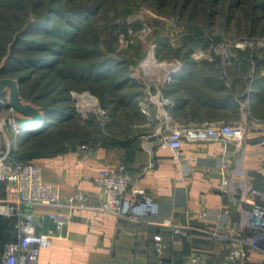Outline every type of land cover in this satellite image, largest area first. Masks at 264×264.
<instances>
[{
  "label": "crops",
  "instance_id": "1",
  "mask_svg": "<svg viewBox=\"0 0 264 264\" xmlns=\"http://www.w3.org/2000/svg\"><path fill=\"white\" fill-rule=\"evenodd\" d=\"M203 52L204 60L189 61L193 52L167 62L159 67L163 73L159 79H137L144 94L138 118L123 121L128 133L118 135L114 130L112 137L89 142L88 147L68 141L33 160L42 165L44 180L60 189L63 202L79 189L100 203L103 191L95 181L99 172L124 165L134 179L130 193L144 191L160 205L159 215L149 221L121 218L97 206H23L35 212L40 233L57 232L52 213L72 215L62 236L41 249L38 264H172L186 263L192 254L202 256L205 264H237L226 258L227 236L235 225L251 224L252 205L245 198L251 187L264 188V63L253 84L251 72H241V62H213V52ZM142 65L136 69L139 74L145 70ZM174 72L166 80V74ZM7 92L3 99L10 102V89ZM18 116L26 117L19 112ZM213 120L248 125L243 144L186 140L176 159L163 143L177 125ZM225 159L230 165L223 172ZM2 182L6 196L0 197V207L17 203L18 193ZM0 214L16 216V225L20 219L17 214ZM165 218L182 225L184 234L160 229ZM159 231L166 243L164 256L154 244ZM9 242L0 252V264H6L3 255ZM249 252L252 264H264V252L252 248Z\"/></svg>",
  "mask_w": 264,
  "mask_h": 264
},
{
  "label": "trees",
  "instance_id": "2",
  "mask_svg": "<svg viewBox=\"0 0 264 264\" xmlns=\"http://www.w3.org/2000/svg\"><path fill=\"white\" fill-rule=\"evenodd\" d=\"M199 1L148 0L160 12L171 6L172 12L180 10L182 14L186 8L194 9ZM230 1L235 6L244 0ZM253 1L254 10L264 14V0ZM104 2L107 1L0 0V79L19 81L22 98L44 114L42 126L21 137V160L33 161L68 141L98 140L93 135L95 131L83 129L85 119L72 91H91L110 116L120 114L127 122L138 118L139 98L144 92L132 77L131 64H139L147 53L137 51L126 56L113 48L118 44V34L127 28V23L120 20L112 26L110 38L105 36V45H101L103 28L97 22ZM158 54L164 56L161 50ZM253 57L259 72L264 57L258 53ZM245 59L247 64L251 60ZM249 78L253 80L251 73ZM91 120L94 119L87 121ZM1 196H6L2 181ZM16 223V216L0 214V252L5 243L17 240Z\"/></svg>",
  "mask_w": 264,
  "mask_h": 264
},
{
  "label": "built area",
  "instance_id": "3",
  "mask_svg": "<svg viewBox=\"0 0 264 264\" xmlns=\"http://www.w3.org/2000/svg\"><path fill=\"white\" fill-rule=\"evenodd\" d=\"M140 33L147 35L149 31L143 29ZM153 55L156 62H159L155 54ZM147 63L142 65L146 72L158 67L153 63L148 67ZM160 72L162 73V70ZM174 75L176 72L166 74V80H171ZM133 78L139 79L138 76ZM17 117L18 111L9 101L3 99L0 103V180L11 185L10 192L18 193L19 200L15 204L1 205L0 211L20 217L16 225L20 237L17 241L7 244L3 255L6 264H38L41 249L50 246L55 237L62 236L61 231L72 219L71 213H52L50 217L57 223V232L40 233L37 231L39 225L35 212L22 209L26 205L52 204L69 209L97 206L103 211L135 221H149L150 217L159 215L160 205L154 197L144 191L135 190L130 193L134 179L124 165L99 172L95 181L103 191L100 203L96 204L97 200L91 193L79 189L63 202L60 189L44 180L42 165L19 158L21 136L31 129L19 125ZM248 130L249 126L244 123L226 120L177 125L164 138L163 143L170 147L174 157L179 159L180 150L186 140H220L225 144L234 142L241 146ZM262 142L264 143V139ZM229 165V159H225L222 170H226ZM245 200L252 205V222L250 225H235L227 236L229 243L226 258L229 262L237 264H252L249 252L251 248L264 252V188L251 187ZM159 223L162 230L172 229L175 234H184V227L175 224L170 218H165ZM154 244L159 255L164 256L166 243L162 231L155 234ZM186 261L172 264H205L203 257L197 254L190 255ZM163 263L167 261L164 260Z\"/></svg>",
  "mask_w": 264,
  "mask_h": 264
},
{
  "label": "rangeland",
  "instance_id": "4",
  "mask_svg": "<svg viewBox=\"0 0 264 264\" xmlns=\"http://www.w3.org/2000/svg\"><path fill=\"white\" fill-rule=\"evenodd\" d=\"M106 1L101 18L97 22V25L103 28L101 45H105V36L110 34L114 23L120 20L127 23V28L118 34V44H113V48L126 56H132V53L137 51L147 53L139 64H131L132 77H162V73L158 71L160 68H153L152 72L141 69L140 74L136 70L141 63L148 62L152 54H155L159 62L188 58L193 52L195 54L192 57L204 60L205 54L201 53L202 51L213 52V62H241V72H251V82L261 75V71L256 70L257 61L253 59V53L264 57V14L254 10L253 0H244L235 6L231 5L230 0H200L194 9L186 8L184 14L180 13V10L172 12L171 6L160 12L156 10V5L148 0ZM257 17L260 20H256ZM143 29H148L149 33H140ZM163 42L164 45L159 47ZM160 50L164 53L162 57L158 54ZM245 58L251 59L248 64L245 63ZM86 92L96 97V104ZM72 96L75 97L74 102L85 119L83 129L95 131L93 135L98 139L81 141L82 147H88L89 142L95 143L104 136L112 137L114 130L118 135L128 133L126 126L123 128V117L116 113L115 116H110L102 107L99 98L91 91H72ZM24 102L31 103L25 100ZM88 119L94 120L89 122Z\"/></svg>",
  "mask_w": 264,
  "mask_h": 264
},
{
  "label": "water",
  "instance_id": "5",
  "mask_svg": "<svg viewBox=\"0 0 264 264\" xmlns=\"http://www.w3.org/2000/svg\"><path fill=\"white\" fill-rule=\"evenodd\" d=\"M7 89H10V102L19 113L26 117H17L19 125L27 128H33L39 126L44 121V114L42 110L31 103H25L21 96L20 82L6 77L0 79V103L3 100ZM86 95L96 97L90 92H86ZM75 99V97H74Z\"/></svg>",
  "mask_w": 264,
  "mask_h": 264
},
{
  "label": "bare ground",
  "instance_id": "6",
  "mask_svg": "<svg viewBox=\"0 0 264 264\" xmlns=\"http://www.w3.org/2000/svg\"><path fill=\"white\" fill-rule=\"evenodd\" d=\"M149 58H150V59H148V63L146 64L147 66H148V65L150 66L152 63L155 64L156 66H158V68L167 65V62H161V63L156 62V60L154 59L153 54H152L151 57H149ZM149 66H148V67H149ZM151 72H152V71H151ZM148 74H149V73H148ZM87 96H88V95H87ZM90 97H91V96H90ZM93 98H94V97H91V99L94 101V104H96L95 98H94V99H93ZM43 122H44V121H43ZM43 122H42L39 126L34 127V128H30V129H31V130L39 129V128L42 126ZM28 131H30V130H28ZM28 131H26V132H28ZM26 132L23 133V135L26 134Z\"/></svg>",
  "mask_w": 264,
  "mask_h": 264
}]
</instances>
